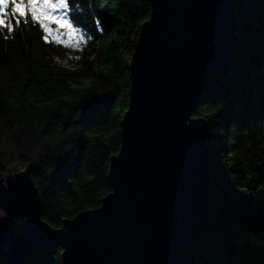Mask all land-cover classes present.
<instances>
[{
  "label": "trees",
  "instance_id": "1",
  "mask_svg": "<svg viewBox=\"0 0 264 264\" xmlns=\"http://www.w3.org/2000/svg\"><path fill=\"white\" fill-rule=\"evenodd\" d=\"M71 3L91 37L82 49L46 43L30 17L11 34L0 30V177L11 161L35 165L41 217L54 228L98 207L111 189L107 170L120 145L129 58L150 13L149 0ZM234 11L236 55L192 115L207 122L210 176L207 229L194 264H264V0H234ZM91 98L102 100L100 109L85 118ZM23 225L22 216L11 219L17 232ZM60 253L35 249L17 264H61Z\"/></svg>",
  "mask_w": 264,
  "mask_h": 264
},
{
  "label": "water",
  "instance_id": "2",
  "mask_svg": "<svg viewBox=\"0 0 264 264\" xmlns=\"http://www.w3.org/2000/svg\"><path fill=\"white\" fill-rule=\"evenodd\" d=\"M128 63L120 145L109 158L110 191L93 211L41 217L36 169L0 177V263L61 248V264H194L210 208L207 122L193 119L236 55L234 0H149ZM91 98L84 115L98 113ZM127 110V111H126ZM200 117V116H199ZM110 194V195H109ZM24 218L21 231L11 219Z\"/></svg>",
  "mask_w": 264,
  "mask_h": 264
},
{
  "label": "snow or ice",
  "instance_id": "3",
  "mask_svg": "<svg viewBox=\"0 0 264 264\" xmlns=\"http://www.w3.org/2000/svg\"><path fill=\"white\" fill-rule=\"evenodd\" d=\"M72 13L71 0H0V30H7L11 34L21 22L27 24L30 17L31 22L38 24L42 29L44 34L42 39L46 43L54 41L57 44H63L65 48L82 49L91 37H86L83 28L77 26V20ZM148 19L149 17L146 16L140 21V25H145ZM53 25L56 26L55 29ZM94 25L96 31L103 34L104 27L99 18L94 19ZM215 111L218 109L209 112L208 115H215ZM193 119L199 120L202 117L198 116ZM87 210L93 211L94 209Z\"/></svg>",
  "mask_w": 264,
  "mask_h": 264
},
{
  "label": "rangeland",
  "instance_id": "4",
  "mask_svg": "<svg viewBox=\"0 0 264 264\" xmlns=\"http://www.w3.org/2000/svg\"><path fill=\"white\" fill-rule=\"evenodd\" d=\"M66 38V37H65ZM54 61L55 62H57V63H59L60 65H62V66H64V67H66V68H70L71 67V64H70V62L68 61V59H66L65 57H58V56H54ZM131 59V56H130V58H129V60ZM231 66V65H230ZM9 167H8V169H7V172L4 174V175H2L1 177H3V176H6L7 174H9V173H15V172H18V171H20V170H23L26 166H23V165H18V164H15L14 163V161H11L10 163H9V165H8ZM1 215H2V213H1V211H0V217H1ZM11 223V222H10ZM39 249H41V248H39ZM200 250H201V248H200ZM200 252V251H199ZM2 264V263H1Z\"/></svg>",
  "mask_w": 264,
  "mask_h": 264
}]
</instances>
